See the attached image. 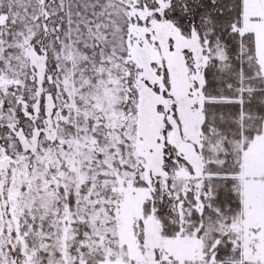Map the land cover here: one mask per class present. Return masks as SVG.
<instances>
[{"label": "snow or ice", "instance_id": "1", "mask_svg": "<svg viewBox=\"0 0 264 264\" xmlns=\"http://www.w3.org/2000/svg\"><path fill=\"white\" fill-rule=\"evenodd\" d=\"M0 264H264V0H0Z\"/></svg>", "mask_w": 264, "mask_h": 264}]
</instances>
